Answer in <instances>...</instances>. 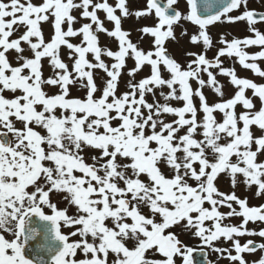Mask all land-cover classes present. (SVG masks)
I'll return each mask as SVG.
<instances>
[{"label": "snow or ice", "instance_id": "obj_1", "mask_svg": "<svg viewBox=\"0 0 264 264\" xmlns=\"http://www.w3.org/2000/svg\"><path fill=\"white\" fill-rule=\"evenodd\" d=\"M179 3L146 0L135 10L128 0H0V264H194L197 249L181 241L177 227L199 240L205 264V248L219 254L217 264H249L244 254L264 253V242H241L264 240V227H247L264 224V203L251 206L237 195L242 183L264 199V134L252 130L264 132V83L239 77L222 59L234 57L264 79L257 27L264 10L249 8V0H184L183 10ZM153 15L133 42L123 21ZM237 22L252 35L221 34L210 58V27ZM44 24L52 29L47 40ZM177 28L192 46L183 63L167 47L179 43ZM100 33L117 49L102 47ZM251 46L261 50L245 51ZM146 67L149 74L137 79ZM218 76L235 89L228 99ZM205 88L219 101L209 103ZM221 174L230 193L217 187ZM231 218L240 223H226ZM221 240L228 246H218ZM251 264H264V255Z\"/></svg>", "mask_w": 264, "mask_h": 264}, {"label": "rangeland", "instance_id": "obj_2", "mask_svg": "<svg viewBox=\"0 0 264 264\" xmlns=\"http://www.w3.org/2000/svg\"><path fill=\"white\" fill-rule=\"evenodd\" d=\"M34 2L38 3L40 2V0H34ZM113 2V0H110V3ZM129 3V7L130 9H135V10H141L143 8L146 7V0H128ZM184 8V0H180L179 3V9L183 10ZM249 8H254L257 10H263L264 9V5H262L261 0H249ZM76 14V13H74ZM101 19H104V14L100 13ZM84 22H88V21H81V23ZM155 22V18L154 15L152 17H144L141 18L138 22L134 19V18H129L127 20L123 21V28L125 30H131L132 31V36L131 39L133 40V42H137L138 38H139V34L136 31V29L140 26H151L153 25ZM76 27H79V24L76 25ZM105 27H107L109 30H111V28L113 27V25L108 22L105 19ZM184 27H186L189 31V34H194L196 29L195 27H193L191 24L189 23H185ZM258 28H260L262 31H264V24H258L257 25ZM42 29L44 31L45 34V38L46 40L50 38L52 29L51 26L49 24H44L42 25ZM210 35L213 38V42L216 45V47L212 48L211 50L208 51L207 55L211 58L215 55V52L217 50L218 47H220L219 45V37L221 34H227V38L229 40H231L232 38H244V37H249V35L251 36L252 34L248 31L247 28V24L246 22H237L234 24H229V23H223V24H216L215 26L210 27ZM22 31V29H21ZM181 29L177 28L176 29V33H177V37L179 39V43H174L171 40H169L167 42V47L169 52L181 63L184 62V51L185 49H189L192 48V46L188 43V38L184 37V38H180L179 33H180ZM20 34V32H17L12 38H15V36H18ZM80 38H74L73 39V43H79ZM99 40H100V45L102 47H108L111 48L113 50L117 49V42L113 39V38H109L107 37L105 34L100 33L99 34ZM150 40L149 37H145L143 41H140V46L145 48L146 50L150 47L148 41ZM192 50L194 51H200L201 49L199 48H193ZM261 49L258 46H251L245 49V51H247L248 53H256L258 51H260ZM62 53V57L67 61V49H62L61 50ZM9 59L10 61L15 65L16 61H15V54L14 53H10L9 54ZM89 59H91V56H89ZM105 62L106 63H111L112 61L110 60V58L105 57ZM224 60V64L227 67H235L236 72L238 74L239 77L242 78H249L254 80L257 83H264V79L259 78L258 76L253 75V73L250 70H246L243 69L238 63H235V58H222ZM258 63L261 64L262 67H264V61H258ZM128 66L131 67L133 66V61L129 60L128 61ZM127 69H125V73H126ZM150 69L148 67H146L142 72H140L137 76V79H140L142 77H144L145 75L149 74ZM44 73H45V77H47L48 75H50V69L47 65V61L44 62ZM104 74L102 72H97V84H101L102 80L100 79ZM165 75L167 76V73H165ZM127 77L122 76L121 77V81L119 84V91L123 92L126 90V81ZM218 79L225 85L224 87V92H225V96L224 99H228L230 98L233 94L235 89L232 88V86L230 84H228L227 82V78L225 77H221L218 76ZM197 85L195 84V82H193V87L195 88ZM46 91H49L50 93H54L56 91V89H45ZM164 91H167V89H164ZM205 95L207 96L209 103H213V102H217L219 101V97H217L210 89L205 88L204 89ZM72 95L73 96H82L83 93L79 90L73 89L72 91ZM247 95L249 97H251V90H248ZM149 101H151V97H149ZM198 105V100L195 101ZM254 102L257 105V108L259 107V100L258 98H254ZM174 105H176V102H173ZM176 106H180V105H176ZM241 109L238 107L237 111H240ZM217 119L220 120L222 119V114L220 113H216ZM169 119H172V117H169ZM253 132L255 135H262L264 134V132H261L260 130H258L257 128H255V126H253ZM216 184L218 186V188L220 189V191H224L225 193L227 192H231L230 190L233 191L232 187H231V183H230V179L227 175L225 174H221L220 177L217 179ZM255 192V188H253L252 190H247L245 188V186L241 183L238 186L237 189V195H242L244 194L245 197L248 198V202L251 206H254L255 203L260 202L261 198H256L254 195ZM52 200L53 202L58 203V206L63 208L66 206V204L64 202H61V196L58 194L53 193L52 194ZM206 207H209V205H205ZM235 206V205H234ZM222 212H227L229 211L227 208H221L220 209ZM71 209H70V214H71ZM240 219L241 218H231L229 221H226V223H233V224H239L240 223ZM261 224L260 223H249L248 224V228L249 229H257L258 227H260ZM175 231L177 232V234L179 235V238L181 239V241L187 245H195L196 243H200L198 239L193 238L191 236V234H185L183 232H181L180 228L177 227L175 229ZM258 237V236H256ZM247 237L242 238V240H244ZM218 246H225L227 247L228 245L221 240L218 244ZM210 251L211 256L213 257V259L217 262L218 260V253H215L213 251H211L210 249H208ZM157 257V256H156ZM155 257V258H156ZM226 261V259H220L219 261Z\"/></svg>", "mask_w": 264, "mask_h": 264}, {"label": "flooded vegetation", "instance_id": "obj_3", "mask_svg": "<svg viewBox=\"0 0 264 264\" xmlns=\"http://www.w3.org/2000/svg\"><path fill=\"white\" fill-rule=\"evenodd\" d=\"M193 26V25H192ZM195 27V26H193ZM210 32V30H209ZM218 187V186H217ZM220 190V189H219ZM232 191V190H230ZM224 192V191H223ZM227 193H230V192H227ZM241 196L242 198L245 197L244 194L242 195H239ZM261 201L258 202V203H255L254 206H258L262 203H264V199H260ZM251 223V222H250ZM261 227H264V224H261L260 227H258L256 230H259ZM247 239H254L257 243H260V242H264V240H262L260 237H247L245 238L244 240H242L241 242L243 243L244 241H246ZM200 243H196L195 245H190L189 247H193L194 249H199L198 246H199ZM206 252H207V258L209 259V262H211V264H217V262L213 259V257L211 256L210 254V251L205 248ZM234 254V253H233ZM245 255V259L249 262V264H251L252 261L254 260H258L259 257L261 255H264V253H261L260 251H257L255 254H244ZM157 259H161L162 257L158 256L156 257ZM193 261H194V258H193ZM177 264H181V261L178 259L177 260ZM219 264H229V261L226 259V261H219Z\"/></svg>", "mask_w": 264, "mask_h": 264}, {"label": "water", "instance_id": "obj_4", "mask_svg": "<svg viewBox=\"0 0 264 264\" xmlns=\"http://www.w3.org/2000/svg\"><path fill=\"white\" fill-rule=\"evenodd\" d=\"M204 251L206 252L205 249ZM193 258H194V264H196L197 261H199V264H205V258L199 254V249H197V251L194 252ZM207 261H209L208 258Z\"/></svg>", "mask_w": 264, "mask_h": 264}]
</instances>
